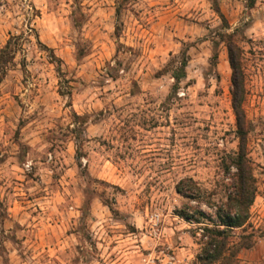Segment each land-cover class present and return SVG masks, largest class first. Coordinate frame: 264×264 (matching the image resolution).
<instances>
[{
    "label": "rangeland",
    "instance_id": "rangeland-1",
    "mask_svg": "<svg viewBox=\"0 0 264 264\" xmlns=\"http://www.w3.org/2000/svg\"><path fill=\"white\" fill-rule=\"evenodd\" d=\"M226 34L257 185L230 245L264 264V0H0V53L23 38L0 84V264H199L203 227L178 213L212 216L234 182Z\"/></svg>",
    "mask_w": 264,
    "mask_h": 264
},
{
    "label": "trees",
    "instance_id": "trees-1",
    "mask_svg": "<svg viewBox=\"0 0 264 264\" xmlns=\"http://www.w3.org/2000/svg\"><path fill=\"white\" fill-rule=\"evenodd\" d=\"M216 12L223 20L224 28L230 29V25L216 2ZM228 47L229 61L233 71V110L237 121V137L239 139L238 153L231 157L227 170L236 169L231 191L227 194V201L220 203H207L213 210V215L208 216L200 208L187 205L179 211L178 215L186 221L202 225L203 250L198 256L199 264H237L238 254L250 245L241 242L230 245L232 232L235 229H245L249 219L250 210L257 195L256 179L253 174L251 160L249 158L248 137L250 125L244 109L246 100L245 72L243 69V50L234 40L233 34L224 36ZM22 36H12L0 53V84L7 76L8 67L20 50ZM54 60L60 62L55 55ZM188 57L183 54L181 66L174 71L173 77L180 82L186 77ZM60 71V69H59ZM177 191L179 194L194 201L201 198V190L192 179L182 180ZM243 240L249 239L244 236Z\"/></svg>",
    "mask_w": 264,
    "mask_h": 264
}]
</instances>
